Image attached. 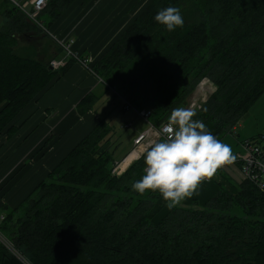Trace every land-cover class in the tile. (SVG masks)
<instances>
[{"label":"trees","instance_id":"1","mask_svg":"<svg viewBox=\"0 0 264 264\" xmlns=\"http://www.w3.org/2000/svg\"><path fill=\"white\" fill-rule=\"evenodd\" d=\"M74 1L47 0L38 22L50 30ZM8 2L17 14L0 30V137L6 139L18 130V114L76 62L53 69L20 53L10 44L12 31L32 20ZM170 6L184 19L174 31L154 21ZM91 70L121 98V110L123 99L149 109L154 126L208 79L214 89L193 119L220 140L264 95V0H152ZM98 99L85 95L79 113ZM118 127L101 119L14 208L1 206L0 230L29 264H264V194L257 187L233 181L221 166L206 199L197 192L169 207L158 193L137 194L131 184L143 175L142 158L130 154L120 169L134 161L122 173L112 171L133 140ZM0 264L24 263L0 244Z\"/></svg>","mask_w":264,"mask_h":264},{"label":"crops","instance_id":"2","mask_svg":"<svg viewBox=\"0 0 264 264\" xmlns=\"http://www.w3.org/2000/svg\"><path fill=\"white\" fill-rule=\"evenodd\" d=\"M9 1V4H14L12 0ZM14 1L22 3L26 0ZM143 1L92 0L84 7L82 0H76L50 30L37 28L33 21L32 26H15L10 44H16L20 53L33 55L39 60L61 59L64 51L59 42L71 40L73 50L87 57L90 67L78 62L71 63L63 75L56 77L15 118L17 132L9 139H2L7 140L4 146L9 152L7 155L20 161L16 166L13 165L15 170L11 177L28 170L21 175L25 174L10 193H0V203H3L0 207L5 205L14 208L101 119L118 126L131 123L127 130L135 132L132 133L133 139L147 129L148 123L133 111L119 110L121 108L117 106L121 102L116 101L121 98L90 69L141 12L146 2ZM1 2L0 30L8 26L10 18L17 14V9L5 8V1ZM90 92L99 95V99L80 114L78 104ZM110 102L113 109L108 115L107 105ZM100 112L105 113L104 116ZM216 188L214 182H202L197 189L200 193L196 192V196L206 199ZM3 193L6 194V200ZM193 196L180 204L187 203Z\"/></svg>","mask_w":264,"mask_h":264},{"label":"clouds","instance_id":"3","mask_svg":"<svg viewBox=\"0 0 264 264\" xmlns=\"http://www.w3.org/2000/svg\"><path fill=\"white\" fill-rule=\"evenodd\" d=\"M154 21L167 31L182 27L184 19L178 7L159 10ZM192 109L176 108L167 117L161 139L142 154L143 175L131 184V190L143 195L158 193L169 207L191 197L201 183L211 178L231 160V148L218 140Z\"/></svg>","mask_w":264,"mask_h":264},{"label":"built area","instance_id":"4","mask_svg":"<svg viewBox=\"0 0 264 264\" xmlns=\"http://www.w3.org/2000/svg\"><path fill=\"white\" fill-rule=\"evenodd\" d=\"M13 3L21 9L30 20L36 22L42 30H45L42 27V23L38 22V16L41 11L44 9L47 0H26L25 2L19 3L12 0ZM30 7V8H28ZM47 30V29H46ZM45 30V31H46ZM73 42L71 40L60 41L59 45L64 51V55L61 59H51L49 65L53 69H58L63 67L69 59H74L76 62L90 67L89 59L84 58L78 52L74 51L72 48ZM91 69V68H90ZM214 89L213 84L208 79H203L198 84L197 88L194 90L191 98L189 99L187 109L197 110L201 108L203 101H205L210 93ZM204 91V94L200 93ZM124 110L133 111L137 116L141 117L148 123L147 129L140 132L133 140V148L129 154L121 159L116 161L113 167L114 174L122 173L131 163H129L124 169H120L123 160L127 158L132 152L137 153L141 151L138 157H141L142 151L147 149V146H150L157 137H161V131L165 126L166 122L160 124L159 126H154L150 123L149 118L151 116V110L144 109L142 111L135 109L127 100L123 99ZM131 123L123 125V128H130ZM236 126L231 128V133H234ZM159 139V138H158ZM157 139V140H158ZM241 151L237 153L233 162L240 164L241 171L245 179L257 187L264 194V132L254 135L252 137L245 138L240 141ZM138 157L136 159H138ZM135 159V160H136ZM218 175V171L214 175ZM213 175V176H214ZM210 178L205 179L203 182H209ZM4 213L0 212V224L4 220ZM0 244L4 246L12 255L19 259L24 264H29L24 257L19 253V251L14 246L13 242L8 239L0 230Z\"/></svg>","mask_w":264,"mask_h":264},{"label":"rangeland","instance_id":"5","mask_svg":"<svg viewBox=\"0 0 264 264\" xmlns=\"http://www.w3.org/2000/svg\"><path fill=\"white\" fill-rule=\"evenodd\" d=\"M4 1L5 0H2L1 3H3ZM150 1H152V0H144L143 1V3L145 2L144 7ZM5 8H6V5H5ZM41 30H42V28H41ZM202 94H204V91H202L200 93V95H202ZM204 95H206V93ZM111 98H113V95H111ZM118 101H121V100L117 99L116 102H118ZM117 107L121 108V105L118 104ZM179 108H186L187 109V105L184 104L183 106H181ZM112 109H113L112 102H110L107 105L108 115H111L110 111ZM119 110H121V109H119ZM100 114H102L104 116L105 113L100 112ZM127 123H129V122H127ZM127 123H122L118 127V129L121 128L123 126V124H127ZM233 126L237 127L236 130L234 131V133H229L220 139V141L222 143L229 145L231 148V160H230V162L223 164L222 167H223V171L225 172V174L227 173L228 176H230L233 179V181L239 183V182L243 181L245 179V177L241 171V168L236 164L237 162H233L232 160H233V157L241 151L240 141L245 139V138L257 135L258 133L262 132V130L264 128V95H262L256 101V103H254V105L250 108V110ZM132 133H135V132L132 131ZM158 138L161 139L160 137H157V139ZM2 139H3V137H0V193H2V191H3V192H6V194H7V193H10L12 191V189L15 188L17 183L20 181L19 179H21L25 174L22 177H21V175L25 171L27 172L28 168L21 175L16 176V177H11V175L14 174V170H15L14 167L18 163H20V161L19 160L16 161L17 160L16 157L7 155L9 152H7V147H4L7 140L4 139L5 141H2ZM133 140H132V144H133ZM132 148H133V146L129 145V148H128L129 151L127 152V154L124 157H126L129 154V152L132 150ZM124 157H122V159ZM13 165H15V166L13 167ZM216 177L219 179V175H217V174L214 175L213 179H215ZM227 186L231 190H233L229 185H227ZM196 192H197V190L194 192V194H193L194 196L196 195ZM6 194L3 193L5 200H6ZM9 198L11 199V201L13 200L11 198V194L9 195ZM1 204H3V203H0V205Z\"/></svg>","mask_w":264,"mask_h":264},{"label":"bare ground","instance_id":"6","mask_svg":"<svg viewBox=\"0 0 264 264\" xmlns=\"http://www.w3.org/2000/svg\"><path fill=\"white\" fill-rule=\"evenodd\" d=\"M138 155H139L138 153H134V152H132L131 155H130V157H131V158H137ZM131 158H130V159H131Z\"/></svg>","mask_w":264,"mask_h":264},{"label":"water","instance_id":"7","mask_svg":"<svg viewBox=\"0 0 264 264\" xmlns=\"http://www.w3.org/2000/svg\"><path fill=\"white\" fill-rule=\"evenodd\" d=\"M7 209V206H4V210H6Z\"/></svg>","mask_w":264,"mask_h":264}]
</instances>
